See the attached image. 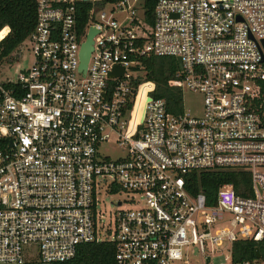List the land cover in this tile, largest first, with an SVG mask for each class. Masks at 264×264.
<instances>
[{
	"label": "built area",
	"instance_id": "obj_1",
	"mask_svg": "<svg viewBox=\"0 0 264 264\" xmlns=\"http://www.w3.org/2000/svg\"><path fill=\"white\" fill-rule=\"evenodd\" d=\"M35 3L32 65L0 82V264H61L104 242L116 264H179L189 245L211 262L206 248L224 244L231 261L237 241L264 245V0H158L151 14L144 0ZM151 56L180 60L176 85L201 97L199 115L153 96ZM109 142L123 156L101 158ZM224 172L248 174L245 196L222 184L207 205L193 176ZM100 186L141 203L118 211L110 239L96 230Z\"/></svg>",
	"mask_w": 264,
	"mask_h": 264
},
{
	"label": "trees",
	"instance_id": "obj_2",
	"mask_svg": "<svg viewBox=\"0 0 264 264\" xmlns=\"http://www.w3.org/2000/svg\"><path fill=\"white\" fill-rule=\"evenodd\" d=\"M158 0H144L145 8L151 14ZM82 23L85 19L81 20ZM36 24L35 0H0V61H9L15 50L29 37ZM144 74L141 81L154 83L153 96L165 102L167 111L179 114L183 111V98L176 85L175 74L178 70L176 61L170 57L151 56L143 59ZM196 190L203 191L207 205H213L217 189L222 184L233 185L237 194L245 196L240 189V182L248 184L249 176L243 172L207 173L193 176ZM115 245L112 243H91L81 245L75 257L61 264H116ZM255 250L264 258V245L251 241L233 243L232 264L251 262L256 259Z\"/></svg>",
	"mask_w": 264,
	"mask_h": 264
},
{
	"label": "rangeland",
	"instance_id": "obj_3",
	"mask_svg": "<svg viewBox=\"0 0 264 264\" xmlns=\"http://www.w3.org/2000/svg\"><path fill=\"white\" fill-rule=\"evenodd\" d=\"M116 19H121L123 14L115 13ZM19 53V56L17 55ZM33 55L31 51V45L29 40H25L16 50L14 55L9 61H0V82L6 80H16L20 71L29 69L32 65ZM133 77L139 76L130 70ZM183 108L189 110L194 115H199L202 111V101L199 95L190 94L185 92L183 94ZM101 158H107L114 160L123 156L122 150L114 143L109 142L104 144L99 149ZM130 192L118 191L111 192L105 186H100L97 192V225L96 230L99 233L101 239H110L115 231V220L117 213L120 210L135 209L141 206V203H136L132 200ZM122 202L121 207H117V203ZM224 219L229 220L228 215H224ZM228 227L230 225L227 222H217L215 228ZM216 250L212 254L209 248H206V254L211 256V262L209 264H231L229 258L230 245H223L219 248H213ZM183 260L179 264H206L205 254L202 255L198 245H189L183 248ZM228 258V259H226Z\"/></svg>",
	"mask_w": 264,
	"mask_h": 264
},
{
	"label": "water",
	"instance_id": "obj_4",
	"mask_svg": "<svg viewBox=\"0 0 264 264\" xmlns=\"http://www.w3.org/2000/svg\"><path fill=\"white\" fill-rule=\"evenodd\" d=\"M95 34H96V30L91 28L86 42L82 45L81 53H80V62H81L80 69L81 70H85L86 68L89 55L92 51V38ZM177 64L179 67L181 66V62L179 59L177 60ZM121 74H122V70L120 68H114L113 72L111 73V76L121 75ZM255 256L256 258L259 257L257 250H255ZM209 262H210L209 258H207L206 264H209Z\"/></svg>",
	"mask_w": 264,
	"mask_h": 264
},
{
	"label": "bare ground",
	"instance_id": "obj_5",
	"mask_svg": "<svg viewBox=\"0 0 264 264\" xmlns=\"http://www.w3.org/2000/svg\"><path fill=\"white\" fill-rule=\"evenodd\" d=\"M144 88H145V86L142 87V90H141V93L142 94L144 93Z\"/></svg>",
	"mask_w": 264,
	"mask_h": 264
}]
</instances>
